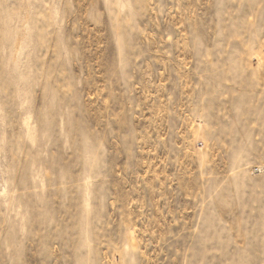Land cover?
<instances>
[{
  "label": "rangeland",
  "instance_id": "rangeland-1",
  "mask_svg": "<svg viewBox=\"0 0 264 264\" xmlns=\"http://www.w3.org/2000/svg\"><path fill=\"white\" fill-rule=\"evenodd\" d=\"M0 264H264V0H0Z\"/></svg>",
  "mask_w": 264,
  "mask_h": 264
}]
</instances>
